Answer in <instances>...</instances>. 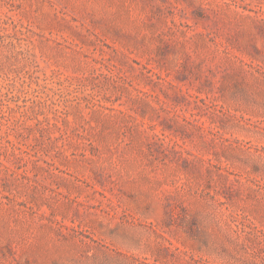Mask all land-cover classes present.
Wrapping results in <instances>:
<instances>
[{
	"label": "rangeland",
	"instance_id": "374dc122",
	"mask_svg": "<svg viewBox=\"0 0 264 264\" xmlns=\"http://www.w3.org/2000/svg\"><path fill=\"white\" fill-rule=\"evenodd\" d=\"M0 264H264V0H0Z\"/></svg>",
	"mask_w": 264,
	"mask_h": 264
}]
</instances>
